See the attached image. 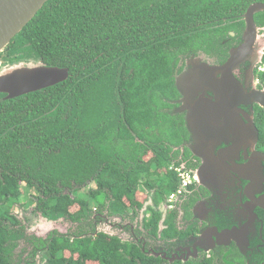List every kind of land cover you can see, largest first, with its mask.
Wrapping results in <instances>:
<instances>
[{
  "label": "trees",
  "instance_id": "16d2710c",
  "mask_svg": "<svg viewBox=\"0 0 264 264\" xmlns=\"http://www.w3.org/2000/svg\"><path fill=\"white\" fill-rule=\"evenodd\" d=\"M256 1L264 0H47L43 4L0 51V61L35 59L67 67L69 74L63 81L13 98L0 93V264H11L6 241L14 245L23 235L19 219L11 213L15 205L34 204V210L46 218L65 213L78 219L75 216L91 209L76 187L92 181L97 189L103 188L93 196L96 211L120 216L142 206L135 192L155 188L142 221L149 234L157 235L158 205L179 185L175 167L185 161L187 168H194L199 162L187 146L182 156H176L188 139V129L182 115L170 110L179 95L173 82V51L209 50L223 37L232 46L240 42L242 15ZM254 20L263 26L264 10L256 12ZM258 77L264 85V72ZM255 121L260 133L257 148L264 150V108L255 112ZM97 189H86L84 194ZM109 198L117 204L109 203ZM165 223L163 237L178 234L172 215ZM102 237L89 232L50 243L38 239L33 246L41 252L43 264L88 260L163 264L162 258L144 254L134 242ZM85 239L98 241L89 253L83 252ZM102 242L105 247L98 250ZM63 247L67 249L58 253Z\"/></svg>",
  "mask_w": 264,
  "mask_h": 264
},
{
  "label": "flooded vegetation",
  "instance_id": "af4514ba",
  "mask_svg": "<svg viewBox=\"0 0 264 264\" xmlns=\"http://www.w3.org/2000/svg\"><path fill=\"white\" fill-rule=\"evenodd\" d=\"M228 32L230 33V31ZM238 43H234L232 46L227 42L225 48L216 51V54L208 52L206 61H194L192 58L197 59L196 56L186 57V64L184 65L186 69L183 70L184 66H180L183 72L182 84L179 85L177 80L175 83L177 88L181 90V96L178 92L179 95L173 100L171 107H173V112L182 115L187 128L186 123L189 124L188 121L191 119L188 116L189 112L197 111L198 108L196 99L200 96H208L214 100L217 96L214 89L216 87L214 80L224 78L225 84L230 88L233 85L244 90L245 97H242L240 103H238L237 94L234 96L236 103L232 109L236 111L237 115L233 116L241 118L243 124L247 127L251 123L254 129H257V141L254 150L264 153V150L257 148L260 133L255 121V112L264 108V97L257 93L259 90L258 84L255 85L252 72L251 77L248 76L251 70V67L249 68L250 62L240 58L236 62L227 63L230 50ZM256 48L258 54L263 53L264 45L261 42ZM220 59L223 61H219ZM224 64L231 65L226 76L218 68L219 65L222 67ZM180 67H176L175 63L173 73L176 74L175 77H178L181 72H177ZM202 75L205 79L204 83L199 80ZM238 83L239 85H237ZM226 97L231 99L230 95H226ZM228 118L230 122L234 121V118ZM221 119L222 116L217 117L219 123ZM242 130L243 128H239L236 123L227 134L229 142L220 143L212 149L213 152L211 151V153L214 155L211 158L212 161L206 162L199 169L202 178L199 183L193 181L188 184L181 195L177 196L171 204H168L162 198L160 204H163L166 208L159 219L157 235L149 234L142 221L139 222L138 219L135 224L132 217L128 219L120 215L115 217L116 214H111L106 210L101 212L91 210L82 217H80L81 215L75 216L78 219H72L66 216L65 213L54 218H46L34 210L37 215L45 219L46 223L58 224V221L66 219L76 223L78 227L68 231L67 228L61 230L55 226L47 229L44 235H36L27 232V228L25 231L23 223L12 210L11 213L19 219L22 225L23 235L16 238L14 245L9 241L5 243V245L10 246L11 264H40L41 262L43 264L44 259L41 252L36 251L33 241L41 239L43 242L49 240L50 243L52 240H61L65 237L74 238L89 232L95 235L101 234L107 239L109 236H117L122 242H134V244L139 245L140 251L144 254L162 258L164 260L163 264H264V154L262 156H251L252 150L244 146L237 152V156H230L228 159L224 157L222 162L218 161V157L215 156L219 150L233 146L236 137L234 135L238 137V135L243 134L244 131ZM187 140L189 141V132ZM187 140L180 145L176 156L184 154ZM187 148L189 149L188 146ZM189 151L191 150L189 149ZM195 161L193 162L195 163ZM182 162L184 163V161ZM224 163H230L233 167H238L239 174L235 175L228 172ZM214 165L222 171L220 173L214 172ZM200 166L201 160L199 158L198 164L191 170L195 173ZM153 190L155 188L145 190V192L150 194ZM188 201L189 207L185 215L184 207L188 206ZM31 205L34 209L35 205ZM25 206L22 205V207ZM147 215L145 213L144 216ZM169 215H172V223L178 234L163 237L161 231L167 227L165 220ZM109 219L118 225L116 228L122 230L121 233L129 235V239H123L121 234L114 231L109 233L106 229H102V224L109 223ZM8 224L12 229V225ZM20 240L25 242L26 247H21L16 252ZM87 262L86 264H88Z\"/></svg>",
  "mask_w": 264,
  "mask_h": 264
},
{
  "label": "water",
  "instance_id": "95a60500",
  "mask_svg": "<svg viewBox=\"0 0 264 264\" xmlns=\"http://www.w3.org/2000/svg\"><path fill=\"white\" fill-rule=\"evenodd\" d=\"M46 1L47 0H0V51H2L10 40L29 22V20H31ZM263 10L264 1H256L247 6L243 15L245 26L242 32V40L230 50L227 63L236 62L240 58H242L241 60H250V63L261 60L262 53L258 54V57L254 59H250V56L252 57V55L256 53L255 47L258 27L254 20V14ZM262 44L264 45V42ZM225 64L222 67L221 65L218 66L224 76H226L231 66ZM2 65L3 66L0 67V93L3 94L2 97L5 99L53 85L65 80L69 74L67 67L49 66L35 59H30L28 61L20 60ZM252 72L254 77V66ZM199 80L202 83L205 82L203 75L200 76ZM214 82L216 84L214 88L217 93L216 98L212 100L208 96L198 97L196 99L198 104L197 111L189 112L188 116L191 118L190 121L186 119L189 122V124L186 123L189 132L187 146L192 153L201 160V166L196 170L197 174L195 175L197 183L202 179L199 169L202 168L206 162L212 161L211 158H213L214 155L211 151L216 145L229 142L227 134L236 123L239 125V128H243V134L238 135V137L234 135L237 137H235L234 145L219 150L215 154V156L218 157L217 160L222 162L224 157L228 159L230 156H237V152L244 146L252 150L251 156H262V154H264L254 150L257 141V129H254L250 122L247 127L243 124L241 118L233 116L237 115L236 111L232 109L236 103L234 96L237 94L238 103H240L242 97H245L244 90L241 87L233 85L230 88V86L225 84L224 78L216 79ZM237 85H239V83ZM258 89L257 93L264 97V88ZM226 95H230L231 99L226 97ZM218 116H222L220 123L217 121ZM228 117H230V119L234 118V121L232 120L233 122H230ZM199 120L200 122H198ZM252 160L255 161L254 159ZM254 163H256V161ZM224 164L228 172L235 175L239 174L238 167H233L230 163ZM175 244L179 245L182 243Z\"/></svg>",
  "mask_w": 264,
  "mask_h": 264
},
{
  "label": "rangeland",
  "instance_id": "374dc122",
  "mask_svg": "<svg viewBox=\"0 0 264 264\" xmlns=\"http://www.w3.org/2000/svg\"><path fill=\"white\" fill-rule=\"evenodd\" d=\"M243 15H244V13H243ZM222 19H224V18H222ZM243 19H244V17H243ZM196 27L197 26H191V29H195ZM191 31H194V30H191ZM229 31H230V33L228 32L229 35H233L234 34L233 31H231V30H229ZM260 42L261 43L264 42V29L263 30H260V34H259V38H257V44H256V46L258 44H260ZM226 44H227V38L226 37H223L222 39H220L218 42L215 43V45H216L215 47L212 46V47L209 48V50L196 49L193 52H184V53L177 52V51H173V52H175V60H174V62L176 61V67H180L181 65L183 67L186 64L185 63V58L186 57H189V56H196L197 59L192 58L194 61H201V62H202V60L203 61H206L207 60L206 59V56H207L206 54L208 52H212V53L216 54L215 52L216 51H220L223 48H225V45ZM218 47H220V48H218ZM255 51H256V53H254L252 55V57L250 56V59H254V58L258 57V49L256 47H255ZM261 57H263V55ZM219 61H223V60L220 59ZM258 61H261L262 62L264 60H258ZM258 61L252 62L253 64L250 63L249 68L251 67V70H250V72L248 74L249 78L251 77V72H252L253 66H254V70L257 69V71L259 73L264 72V62L259 67L260 62H258ZM2 64L3 63H1V61H0V67L3 66ZM184 69H186V66L183 67V70ZM177 72H180V73L178 74V77H175L176 74L174 75L173 82L176 83V80H177L178 81V84L181 85L182 84V78L181 77H182V74H183L182 69L179 70V71H177ZM252 75H253V72H252ZM252 78H253V80L255 82V85L257 86L254 77H252ZM258 80H260V79L258 78ZM260 83H261V81H260ZM263 87L264 86H262L260 89H262ZM178 91L180 92V88H179ZM180 96H181V92H180ZM172 108L173 107H170V110H172ZM166 152H167V150H166ZM147 157L148 156H145V158H147ZM150 166H151V170H152L153 169V164H150ZM221 171H222L221 169H219L216 165H214V172L220 173ZM95 187H96L95 181H92L86 187L85 186H83V187H76V189H77L76 191H78V193H79L80 196L83 195L85 197L86 202L89 204V208H91V210L93 212L95 211L94 205H97L96 204V201L93 199V196L97 197L98 194L100 193L99 190H101L103 188H99L98 187L97 193H95L96 191L93 192V193H88V194H84V193H85L86 189H89V188L95 190L94 189ZM102 192H104V191H102ZM29 193L30 192H27V193L24 192V194H27V195ZM101 198L104 201V198L105 197L102 194L100 195V199ZM111 199H113V200H111ZM111 199L109 198V203H113V205L117 204L114 201L115 198H111ZM135 199L142 203V206L143 207L141 206L142 207L141 210L143 211V214L145 215V213H147V212L145 211V207L144 206H147V205L152 204V202L150 200V194L149 193H146L145 190H143V189H139L137 192H135ZM24 200L26 201V198ZM158 206H161V204H159ZM213 206H215V204H213ZM69 209L73 211L74 210V206H71ZM104 209H106V207ZM141 210L140 211L139 210L137 211V216H138L137 218H138L139 222L141 221L140 220V216L142 214V211ZM13 212H14V214L16 216H18V218L23 223V225L25 227V231H26V228H27V232H31V233L36 234V235L37 234L38 235H44V233L46 232L47 229H49L51 227H55V226L58 227L61 230H64V229L67 228L68 231L78 228L76 223L71 222V221L66 220V219H63L61 221H58L57 222L58 224H56V223H46V221H45L44 218H42L41 216L37 215V213L33 209V205H31V204H28L25 207H22V206H19V205H15L13 207ZM128 218L129 217H126V219H128ZM134 223L135 224L137 223V219H134ZM116 226H118V225L115 224V223H113L112 220L109 219V223L102 224V229H106L109 233H112V231H114V232H116L118 234H121V236H122L123 239H129V235H124L123 233H121L122 230L117 229ZM103 239L104 240H107L106 237H103ZM58 241H62V240H58ZM76 242H79V241L76 240ZM84 242H85V245L83 247V252L89 253V252H91V251H93L95 249V247L97 246L96 243L98 241L97 240L91 241V240L85 239ZM79 246H80V244H78V247ZM21 247H26L25 242L22 241V240L19 241V245L16 248V252H18ZM103 247H105V246H104V243L102 242L98 246V250H100ZM64 249H67V248L66 247H63V249L62 250H59L58 253H61L62 254V251ZM25 252H26V250H25ZM64 254L67 255L68 254L67 251H65ZM87 263L88 264H97L96 262H93V261L92 262L91 261H88ZM14 264H17V263H14Z\"/></svg>",
  "mask_w": 264,
  "mask_h": 264
},
{
  "label": "clouds",
  "instance_id": "9594fccd",
  "mask_svg": "<svg viewBox=\"0 0 264 264\" xmlns=\"http://www.w3.org/2000/svg\"><path fill=\"white\" fill-rule=\"evenodd\" d=\"M258 27V31H257V38H259V34H260V30H263L264 29V25L263 26H257ZM262 55H263V57H261V60H264V50H263V53H262ZM264 61H260V64H259V67H260V65L263 63ZM258 71H257V69H255L254 70V79H255V81H256V83L258 84V88H261L262 86H264L263 84H261L260 83V80H258ZM258 81V82H257ZM175 84V83H174ZM175 87H176V89H177V91L179 90L178 88H177V85L175 84ZM264 88V87H263ZM179 92V91H178ZM194 154V153H193ZM197 157V156H196ZM197 158H199V157H197ZM198 168V167H197ZM175 170H176V172H177V176H178V178H179V185H178V187L174 190V191H172V192H170L169 194H167V195H164L163 196V199L168 203V204H171L172 202H173V200L177 197V196H179V195H181V193H182V191L188 186V184H191L193 181L195 182V183H197L196 182V180H195V173L193 172V170H191V168H187L186 166H185V161H184V163L183 162H181L180 163V165L179 166H176L175 167ZM180 171H189L190 173H191V181L186 185V186H182V183H181V177H180V175H179V173H180ZM94 189H97V185H96V187L94 188ZM178 189H180V192H178L177 193V190ZM172 193H176L173 197H172V199H169V195L170 194H172ZM94 207H95V211H96V206L94 205ZM143 207V206H142ZM141 206H140V209H138V207H135V209L131 212V214L128 212L127 214H124V215H122V217L123 218H126V217H132V220H134V219H138L137 217V211L139 210H141V208H142ZM145 208H146V206H144ZM165 208H166V206H164L163 204H161V206H158V209L160 210V212H161V214L165 211ZM91 209V208H90ZM103 210V209H102ZM142 211V210H141ZM115 217L116 216H118L119 217V215H114ZM113 216V217H114ZM144 217V214H143V211H142V214H141V216H140V220L142 221V218ZM142 223H143V221H142ZM104 237V236H103ZM102 237V238H103ZM124 241V240H123ZM65 251H67V250H65ZM64 251V252H65ZM68 253V252H67ZM76 255L77 254H74V257H76ZM93 262H96V261H93ZM97 263V262H96ZM98 264V263H97Z\"/></svg>",
  "mask_w": 264,
  "mask_h": 264
},
{
  "label": "built area",
  "instance_id": "2783aa9c",
  "mask_svg": "<svg viewBox=\"0 0 264 264\" xmlns=\"http://www.w3.org/2000/svg\"><path fill=\"white\" fill-rule=\"evenodd\" d=\"M179 175L181 177L182 186H186L191 181V173L189 171H180ZM178 192H180V189L177 190V193ZM175 194L176 193L170 194L169 199H172Z\"/></svg>",
  "mask_w": 264,
  "mask_h": 264
}]
</instances>
